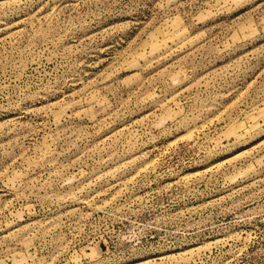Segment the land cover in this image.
I'll use <instances>...</instances> for the list:
<instances>
[{
	"label": "rangeland",
	"instance_id": "rangeland-1",
	"mask_svg": "<svg viewBox=\"0 0 264 264\" xmlns=\"http://www.w3.org/2000/svg\"><path fill=\"white\" fill-rule=\"evenodd\" d=\"M0 264H264V0H0Z\"/></svg>",
	"mask_w": 264,
	"mask_h": 264
}]
</instances>
